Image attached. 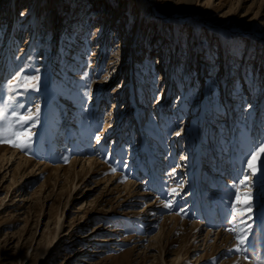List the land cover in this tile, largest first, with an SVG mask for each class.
Segmentation results:
<instances>
[{"label":"rangeland","instance_id":"374dc122","mask_svg":"<svg viewBox=\"0 0 264 264\" xmlns=\"http://www.w3.org/2000/svg\"><path fill=\"white\" fill-rule=\"evenodd\" d=\"M8 30L0 86L40 82L0 108L39 117L0 143V264H264V173L233 187L264 142V0H0Z\"/></svg>","mask_w":264,"mask_h":264},{"label":"snow or ice","instance_id":"6c2138e0","mask_svg":"<svg viewBox=\"0 0 264 264\" xmlns=\"http://www.w3.org/2000/svg\"><path fill=\"white\" fill-rule=\"evenodd\" d=\"M40 77H28L23 74L16 75L12 81L0 86L7 89L12 88H23L24 91H38L39 90ZM7 106H5L6 108ZM19 107H23L20 105ZM39 117V108L35 109V115L31 109L27 113L23 112H13L11 117L5 114V109L0 108V143H9L12 147L20 148L22 151L30 149L32 146V129L35 127L36 121ZM179 135V132L176 133ZM259 151L256 155L251 156L246 161V174L237 181L233 187H248L249 177L255 176L258 171L264 173V162L260 163L259 167L257 164V156L264 154V142L259 146ZM179 195V192L176 189H173L169 195ZM239 201V197H237ZM250 208V204L247 201H243ZM171 203H166L165 207H171ZM231 215V213H230ZM234 220L235 216H231ZM241 243H244V240H241Z\"/></svg>","mask_w":264,"mask_h":264},{"label":"bare ground","instance_id":"6f19581e","mask_svg":"<svg viewBox=\"0 0 264 264\" xmlns=\"http://www.w3.org/2000/svg\"><path fill=\"white\" fill-rule=\"evenodd\" d=\"M75 12H76V15H74L75 17H64V20L63 21H65V22H62V23H75L74 25H76L77 23H78V21H77V17H79V9L76 11L75 10ZM80 15H81V12H80ZM69 24L68 25H66V26H69ZM72 24H70V26H71ZM73 26V25H72ZM9 32H10V30H8V33H7V38L5 39V41H4V43H3V46L1 47V49H0V54L1 55H4L6 52H7V50H8V47L10 46V41L9 40H11V39H8V36H9ZM215 105H216V103H215ZM60 138H57L55 141H53V145L54 146H56V147H58V145L60 144ZM209 188L210 187H208V185L206 186V187H204L203 188V194H206L208 191H210L209 190ZM260 216V215H259ZM256 218H257V216H256ZM259 218V217H258ZM250 222H252V221H250ZM257 223H258V221H257ZM260 223H261V220H260ZM257 225V224H256ZM255 225V226H256ZM257 228V227H256Z\"/></svg>","mask_w":264,"mask_h":264}]
</instances>
